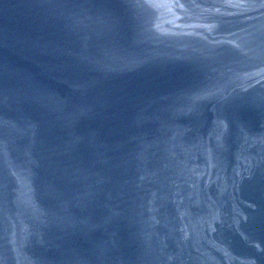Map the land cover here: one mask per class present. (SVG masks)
<instances>
[{"label":"water","instance_id":"water-1","mask_svg":"<svg viewBox=\"0 0 264 264\" xmlns=\"http://www.w3.org/2000/svg\"><path fill=\"white\" fill-rule=\"evenodd\" d=\"M0 264H192L0 0Z\"/></svg>","mask_w":264,"mask_h":264}]
</instances>
